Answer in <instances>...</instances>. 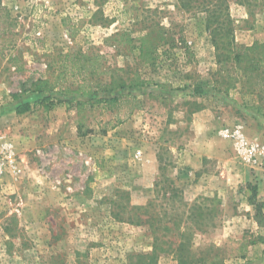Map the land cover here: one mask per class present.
I'll use <instances>...</instances> for the list:
<instances>
[{
	"label": "rangeland",
	"instance_id": "obj_1",
	"mask_svg": "<svg viewBox=\"0 0 264 264\" xmlns=\"http://www.w3.org/2000/svg\"><path fill=\"white\" fill-rule=\"evenodd\" d=\"M223 1L242 63L220 62L203 0H0V264H264V182L222 135L264 143V0ZM152 27L155 64L138 49ZM76 55L167 87L35 104L40 79L83 83Z\"/></svg>",
	"mask_w": 264,
	"mask_h": 264
},
{
	"label": "trees",
	"instance_id": "obj_2",
	"mask_svg": "<svg viewBox=\"0 0 264 264\" xmlns=\"http://www.w3.org/2000/svg\"><path fill=\"white\" fill-rule=\"evenodd\" d=\"M217 4H213L212 0H203V2L200 4V8L203 12L207 13L206 26L218 53V58H220V62L221 56H224L226 59L232 58L234 63H242L246 49L244 50V53H242L241 50L235 45V42L232 38V22L229 16L224 13V9L222 8L225 5V1L219 0V3ZM165 35L166 32H164L163 29L156 32L154 27L150 28L148 31H141V36L138 38L140 43L138 49L140 52V59L142 61L155 64V60H157L156 54L158 48L161 45V42L165 39ZM78 56L79 55L73 56L71 62L74 65L73 68L78 70L80 76H82V74L86 75L84 78H82L83 83L76 81L69 84L63 83L58 85L57 79L55 81L56 83L52 82L51 79H40L35 83L34 89L31 92L44 96L35 104H39L47 110H51L57 104L61 105L64 103H69L70 107L75 106L74 108H81L86 105L85 102L81 101H74L70 99L62 101L52 97L50 94L56 90L59 94L71 96L80 92H83L84 95H93L100 92L114 93L117 90L145 87L151 84H157L165 88L167 87V85L152 83L151 81L141 79L140 77H136L130 81L117 79L115 77H112L111 80H103V78H101L102 73L99 71V68L96 64L100 56H83L82 58H79ZM110 69L111 68L105 69V71L112 74H115L117 71ZM203 92L204 89L202 87L195 88L196 94L201 95ZM17 97L18 95L15 96V98ZM119 100L120 99L118 97H112L110 99H99L95 102L97 104H115ZM32 107L33 105L31 103L26 102L18 104L15 109L18 115H23L30 112ZM255 191L256 188H254V194Z\"/></svg>",
	"mask_w": 264,
	"mask_h": 264
},
{
	"label": "built area",
	"instance_id": "obj_3",
	"mask_svg": "<svg viewBox=\"0 0 264 264\" xmlns=\"http://www.w3.org/2000/svg\"><path fill=\"white\" fill-rule=\"evenodd\" d=\"M241 124L225 128L222 135L232 142L237 159L251 170L260 173L264 182V143L247 138ZM13 153L8 145L0 146V176L13 167Z\"/></svg>",
	"mask_w": 264,
	"mask_h": 264
},
{
	"label": "crops",
	"instance_id": "obj_4",
	"mask_svg": "<svg viewBox=\"0 0 264 264\" xmlns=\"http://www.w3.org/2000/svg\"><path fill=\"white\" fill-rule=\"evenodd\" d=\"M247 180H249L250 182L253 181V180H252V177H248ZM259 187H260V188H259V191H261V192L264 194V184H260Z\"/></svg>",
	"mask_w": 264,
	"mask_h": 264
}]
</instances>
